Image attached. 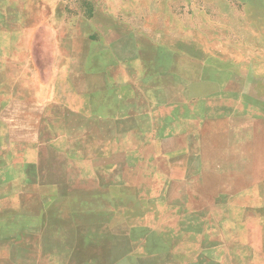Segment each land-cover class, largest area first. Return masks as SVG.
Segmentation results:
<instances>
[{
	"label": "rangeland",
	"instance_id": "rangeland-1",
	"mask_svg": "<svg viewBox=\"0 0 264 264\" xmlns=\"http://www.w3.org/2000/svg\"><path fill=\"white\" fill-rule=\"evenodd\" d=\"M48 3L0 38V264H264V0Z\"/></svg>",
	"mask_w": 264,
	"mask_h": 264
},
{
	"label": "crops",
	"instance_id": "crops-1",
	"mask_svg": "<svg viewBox=\"0 0 264 264\" xmlns=\"http://www.w3.org/2000/svg\"><path fill=\"white\" fill-rule=\"evenodd\" d=\"M50 1L51 0H0V38H11L19 35L18 33L21 30L26 31L27 26L24 24L27 21L24 20V16L30 11L28 7H33V12H35L37 6L44 7L48 5ZM11 68L18 70L21 67L18 63L12 62ZM100 118L108 119V117ZM96 119H98V116H96Z\"/></svg>",
	"mask_w": 264,
	"mask_h": 264
}]
</instances>
